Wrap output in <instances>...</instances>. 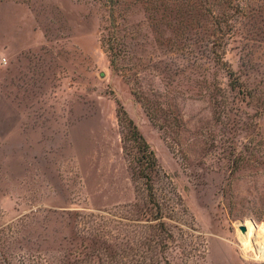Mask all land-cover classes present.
<instances>
[{"label":"rangeland","instance_id":"374dc122","mask_svg":"<svg viewBox=\"0 0 264 264\" xmlns=\"http://www.w3.org/2000/svg\"><path fill=\"white\" fill-rule=\"evenodd\" d=\"M4 61L0 264H264V0H0Z\"/></svg>","mask_w":264,"mask_h":264},{"label":"trees","instance_id":"16d2710c","mask_svg":"<svg viewBox=\"0 0 264 264\" xmlns=\"http://www.w3.org/2000/svg\"><path fill=\"white\" fill-rule=\"evenodd\" d=\"M104 43H106V47H108V50L110 51L111 55V66L113 68L116 67L117 58L120 57V50H117L114 48V39H106L103 40ZM214 60L217 64H219L222 67H229V65L224 61L222 55L217 50L213 51ZM227 74L230 80L229 86L232 89H237L240 84L238 77L236 76V73L232 69H227ZM119 119L121 122H124L127 124V133L125 134V140H130L134 142L137 145L138 148V154L139 158L137 159L138 166H137V174L139 177L146 180V186L149 191V196L151 198H155L154 194V186L152 185V175L156 174L158 171V161L156 154L154 150L151 149V146L146 141L145 137L140 132L139 128L135 124L134 120L130 118L127 111L121 107L119 110ZM161 213L162 210H161ZM156 213L154 214L153 220L151 218L148 221H154V220H160L161 224L164 225V222L162 221L164 218H166V215Z\"/></svg>","mask_w":264,"mask_h":264},{"label":"bare ground","instance_id":"6f19581e","mask_svg":"<svg viewBox=\"0 0 264 264\" xmlns=\"http://www.w3.org/2000/svg\"><path fill=\"white\" fill-rule=\"evenodd\" d=\"M260 232L264 233L263 227L260 229ZM242 235H243V239L245 240L246 247L252 251L257 250L259 253V256L261 258H264V244L262 243V241L260 242V237L255 235L253 228L246 227V232H242Z\"/></svg>","mask_w":264,"mask_h":264},{"label":"water","instance_id":"95a60500","mask_svg":"<svg viewBox=\"0 0 264 264\" xmlns=\"http://www.w3.org/2000/svg\"><path fill=\"white\" fill-rule=\"evenodd\" d=\"M241 230H242L243 232H246V227L242 226V227H241Z\"/></svg>","mask_w":264,"mask_h":264},{"label":"built area","instance_id":"2783aa9c","mask_svg":"<svg viewBox=\"0 0 264 264\" xmlns=\"http://www.w3.org/2000/svg\"><path fill=\"white\" fill-rule=\"evenodd\" d=\"M4 63H6L5 61L4 62H0V67H2L4 65Z\"/></svg>","mask_w":264,"mask_h":264}]
</instances>
